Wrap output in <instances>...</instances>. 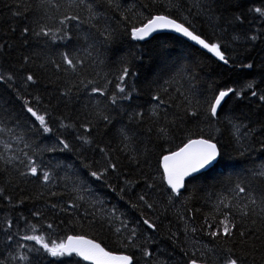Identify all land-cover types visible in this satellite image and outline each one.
<instances>
[{
	"label": "trees",
	"instance_id": "1",
	"mask_svg": "<svg viewBox=\"0 0 264 264\" xmlns=\"http://www.w3.org/2000/svg\"><path fill=\"white\" fill-rule=\"evenodd\" d=\"M256 8L264 0H0V206L30 226L40 216L49 247L74 235L132 264H264V16ZM161 15L218 43L228 63L173 35L134 39ZM195 139L215 143L219 161L174 194L160 159ZM8 225L0 220V264H85L49 257L41 245L8 253Z\"/></svg>",
	"mask_w": 264,
	"mask_h": 264
},
{
	"label": "snow or ice",
	"instance_id": "2",
	"mask_svg": "<svg viewBox=\"0 0 264 264\" xmlns=\"http://www.w3.org/2000/svg\"><path fill=\"white\" fill-rule=\"evenodd\" d=\"M83 2V0H81ZM112 0H109L111 3ZM255 11L260 15L264 16V9L256 8ZM66 19H78V17H66ZM65 21H61V24H64ZM156 28H171L175 32L182 34L187 37L189 40L195 42V44L201 46L207 51L213 53L219 60L223 61L225 64L228 63V60L225 59L223 52L221 51L220 45L218 43H210L206 41V39L201 38L199 34L195 32V30H190L188 26H185L184 23H178L174 19H170L167 16H157L154 19L150 20L149 23L142 28L136 29L133 31L132 35L136 39H143L145 35H147L151 31H155ZM43 31V30H42ZM43 34L45 36L49 35L48 31H44ZM55 35H53V39L55 40ZM253 40L256 39L255 36L251 37ZM64 62L69 66V68L75 69L76 63L68 54H64L63 56ZM251 67V65H247ZM128 74V69L125 68L121 75V81H123L124 77ZM11 79V77H9ZM29 81L33 80V77L29 75L27 77ZM249 87H252L250 84ZM93 92H98L100 95H103V90L99 88H94ZM120 91L123 92L124 89L121 87ZM233 89H228L227 91H220L218 96L215 97L214 102L210 105V115L212 117L217 116L218 109L221 106V102L229 95V93L233 92ZM253 96L256 95V92L252 93ZM261 100H264V96L260 97ZM25 108L31 116L35 117L40 125L43 127L45 132L50 131L45 122V117L43 115H38L36 111L33 110L32 107L28 106L25 103ZM195 115V113H193ZM107 119V117H105ZM64 144V147L67 148L68 145L61 141ZM219 155L217 145L212 143L209 139H198L191 140L189 143L184 145L179 151L173 152L171 155H167L164 157V169L167 176V181L171 189L179 194L180 189L184 186V179L191 174L200 171L205 168L207 165L212 163L217 159ZM114 167V166H113ZM30 171L32 175L37 174V168L33 164L29 165ZM93 176L97 179L100 176L93 172ZM43 179L47 181L49 179V175L47 172H44ZM239 187V186H238ZM239 191L242 193L245 191L243 187H239ZM143 199V196L141 197ZM148 228H154V225L150 223L147 219L143 221ZM49 228L52 227L51 224L48 225ZM33 232H35V228H33ZM231 229L227 223L224 224L223 234L230 235ZM214 236L218 233H212ZM133 235H135V231L133 230ZM243 235V233H241ZM11 239V237L9 238ZM21 239L26 241H36V243L41 244L43 249L49 253L52 257L63 256L64 254H69L75 252L77 255L82 256L85 260H92L94 264H113L114 261H118L119 264H131V258L129 256H121V257H113L110 253L106 252L99 244L94 243L91 240H85L83 237L78 236H69L67 237V242H61L59 244L52 242L51 247H49L48 243L44 242V238L38 235H24ZM23 247V245H21ZM146 255H150V253H146ZM19 259L25 260L26 256H20ZM191 264H197L195 260L191 262ZM226 264H237V260L233 258H229Z\"/></svg>",
	"mask_w": 264,
	"mask_h": 264
},
{
	"label": "water",
	"instance_id": "3",
	"mask_svg": "<svg viewBox=\"0 0 264 264\" xmlns=\"http://www.w3.org/2000/svg\"><path fill=\"white\" fill-rule=\"evenodd\" d=\"M156 17H157V16H156ZM154 18H155V17H154ZM154 18H153V19H154ZM148 23H149V22H148ZM148 23H146V24L143 25L142 27H145ZM142 27H140V28H142ZM161 34H169V35H173V36H175V37H177V38H179V39H181V40L187 42L188 44H190V46H192V47H194V48H197V49H200L201 51L207 53V54L210 55L211 57H213V58H215V59H218L213 53H211V52L207 51L206 49L202 48L201 46L195 44V42L189 40L187 37L183 36L182 34L175 32V31H174L173 29H171V28H156L155 31H151V32H149L147 35H145L143 39H136V38H134V39H136V41H138V42H140V43H144V42H147V41L151 40V39L154 38L155 36H157V35H161ZM223 101H224V100H223ZM223 101L221 102V105L223 104ZM220 107H221V106H220ZM219 109H220V108H219ZM219 109H218V110H219ZM195 140H198V139H195ZM188 143H189V142H188ZM186 144H187V143H186ZM186 144H185V145H186ZM182 147H184V146H182ZM182 147H181V148H182ZM181 148H180V149H181ZM180 149H178V150H176V151H179ZM217 149H218V147H217ZM176 151H174V152H176ZM218 152H219V149H218ZM172 153H173V152H172ZM172 153H169V154H167V155H171ZM167 155H165V156H167ZM165 156H163V157L161 158V160H160V168H161V171H162V174H163V179H164V183H165V185L167 186V188L171 189V187H170L169 184H168L167 176H166L165 169H164V157H165ZM219 156H220V154L218 155V157H217L216 160H214L212 163H210L209 165H207L205 168L201 169V170L198 171V172H195V173L191 174L190 176L185 177L184 182H183V183H184V186H185V183H186L189 179H191V178H193V177H195V176L201 175L202 173L211 170V169H212V168L218 163V161H219ZM184 186L180 189L179 192L183 191ZM171 190H172V189H171ZM172 191H173V190H172ZM173 192H174V191H173ZM175 193H176V192H175ZM6 208H7V207H6L4 204H3L2 206H0V220H4V221H10V220H13L14 218H12V217L10 216V214L12 215V213L10 212V209H9V211H6V210H5ZM24 219H25L24 226H26V227H31L29 221H28L26 218H24ZM31 219H34L37 223H43V222L40 220V219H41L40 216L38 217V219H35V218H31ZM20 224L23 225L22 222H20ZM0 230H1V227H0ZM70 236H73V235H70ZM68 237H69V236H68ZM74 237H75V236H74ZM78 237H83V236H78ZM83 238H84L85 240H91V239H89V238H87V237H83ZM91 241H93V240H91ZM63 242L66 243V242H67V238H66ZM93 242L96 243L95 241H93ZM97 244H98V243H97ZM100 247H101V246H100ZM110 255H111V254H110ZM70 256H75V257H77V259H79L80 261H82V262H84V263H86V264H94V262H93L92 260H85L82 256L77 255L75 252L71 253V255H69V254H67V253L63 255V257H70ZM111 256H113V257H121V256H126V255H111ZM113 264H119V262H118V261H114ZM131 264H132V261H131Z\"/></svg>",
	"mask_w": 264,
	"mask_h": 264
},
{
	"label": "rangeland",
	"instance_id": "4",
	"mask_svg": "<svg viewBox=\"0 0 264 264\" xmlns=\"http://www.w3.org/2000/svg\"><path fill=\"white\" fill-rule=\"evenodd\" d=\"M8 208H10L8 206ZM14 208V207H11ZM17 210L13 209V212H16ZM17 215H21L20 214V210L18 212H16ZM35 219H38V216L34 217ZM10 226H9V232H10V237L11 239H8L5 241V249L8 251V253H13V251L19 249V250H24L25 252L31 253V251L33 250L34 246H38L41 244L36 243V241H26L21 239V237H23L24 235H39L43 225H39V226H31V227H26L24 226V222L25 219L21 218L19 220L13 219L10 220ZM20 222L23 223V225L20 224ZM33 228H35V232H33ZM220 229L223 230V227H221ZM9 237V238H10ZM10 243L12 248L7 247V244ZM21 245H23V247H21ZM42 251H44V253L51 257V255L49 253H47L43 247H42Z\"/></svg>",
	"mask_w": 264,
	"mask_h": 264
}]
</instances>
